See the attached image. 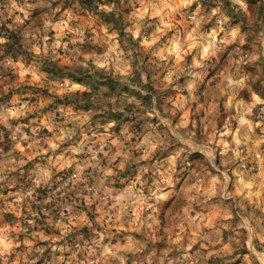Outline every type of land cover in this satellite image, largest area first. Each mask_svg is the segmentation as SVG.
Returning a JSON list of instances; mask_svg holds the SVG:
<instances>
[{
  "label": "clouds",
  "instance_id": "1",
  "mask_svg": "<svg viewBox=\"0 0 264 264\" xmlns=\"http://www.w3.org/2000/svg\"><path fill=\"white\" fill-rule=\"evenodd\" d=\"M0 264H264V0H0Z\"/></svg>",
  "mask_w": 264,
  "mask_h": 264
}]
</instances>
